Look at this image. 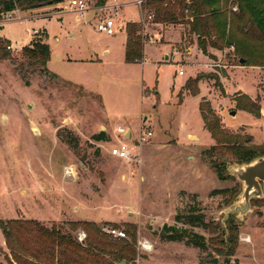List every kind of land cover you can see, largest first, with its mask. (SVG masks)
Listing matches in <instances>:
<instances>
[{
	"label": "rangeland",
	"instance_id": "obj_1",
	"mask_svg": "<svg viewBox=\"0 0 264 264\" xmlns=\"http://www.w3.org/2000/svg\"><path fill=\"white\" fill-rule=\"evenodd\" d=\"M68 1L16 9L22 16L50 14L67 8ZM87 1L90 7L102 4ZM147 10L121 9L115 36L96 30L95 13L77 21L70 9L59 12L61 17L14 22L0 30V39L18 47L10 59L0 60V222L36 220L69 232L70 222L88 218L86 205L102 214L95 222L99 226L135 225L136 247L139 241L152 245L149 253L136 248L133 264L214 263L211 249L162 241L165 225L191 229L213 243L236 234L230 264H264V198L252 199L250 210L240 214L243 184L230 171L239 164L231 163L229 154L207 153L217 143L204 121L213 115L226 132L251 136V144L264 147V51L249 41L253 53L245 52L242 36L232 28L241 47L227 42L222 50L203 51L188 25L153 21L145 30L140 27L143 61L126 63L127 24L131 19L141 24ZM33 29L39 34L33 36ZM41 37L50 46L47 65L22 54ZM198 77L199 93L193 96L185 85ZM104 124L112 135L96 142L93 137L105 132ZM118 124L131 139L114 132ZM144 130L153 137L135 149ZM121 141L140 154L142 164L111 155ZM178 215H203L218 228L178 224ZM79 232L84 231L74 235ZM5 253L0 227V264H8Z\"/></svg>",
	"mask_w": 264,
	"mask_h": 264
},
{
	"label": "trees",
	"instance_id": "obj_2",
	"mask_svg": "<svg viewBox=\"0 0 264 264\" xmlns=\"http://www.w3.org/2000/svg\"><path fill=\"white\" fill-rule=\"evenodd\" d=\"M104 5L107 0H100ZM64 0H0V15L13 11L17 5L27 9L42 5H58ZM237 5L238 10L233 11ZM148 13L155 15L154 22L166 25L186 24L190 34L198 36L199 48L206 51L207 47L222 50L224 43H236L231 31L235 29L242 37V48L247 53H253L254 48L248 43L252 41L257 48L264 51V0H148L146 3ZM185 12H190V19L184 21ZM224 18V21L221 20ZM230 19V20H229ZM230 31L227 35V28ZM141 24H127V43L125 52L126 63H139L143 61L144 44L140 35ZM7 40L0 39V60L10 59L7 49ZM22 54L34 62L47 65L51 60L50 46L47 39L38 38L32 46L24 47ZM260 66H264V61ZM201 79L188 80L185 90L193 96L198 95V83ZM211 113V111L209 110ZM212 114V113H211ZM205 115V127L216 141L217 145L207 153L224 155L229 154L234 163L244 164L256 157L264 156V147L251 144L252 137H240L226 132L221 127V121ZM96 142H107L108 136L101 132L95 135ZM226 164V161L223 162ZM221 180V172H217ZM176 223L189 225L191 228H202L215 231L218 227L206 223L203 215H189L183 219L180 215L175 218ZM112 228L119 229L116 223H109ZM70 231L65 232L60 225L48 227L36 220H11L0 222L5 244L9 254L5 253L8 264H133L137 258V227L126 225V239H116L107 232L100 230L95 222H70ZM105 228V226H104ZM83 230L87 235L85 242L80 243L74 233ZM162 241L184 242L188 246L207 251L211 249L217 258L213 264H219V258H224V264L236 253L237 235H230L228 239L213 243L203 235L191 229L178 226L165 225L160 230Z\"/></svg>",
	"mask_w": 264,
	"mask_h": 264
},
{
	"label": "built area",
	"instance_id": "obj_3",
	"mask_svg": "<svg viewBox=\"0 0 264 264\" xmlns=\"http://www.w3.org/2000/svg\"><path fill=\"white\" fill-rule=\"evenodd\" d=\"M148 0H135L132 3L128 4H121V3H105L104 5L97 6V7H90L87 0H69L68 1V7L61 8L55 13H40L36 15H26L22 16L19 14H22L18 9H15L13 11L5 12L0 15V29H3V26L6 24L14 23V22H26L33 20H38L41 18H50V17H61L64 13H59L61 11L67 12V9H70L72 13L76 14L77 21H84L86 17L87 12H93L95 13L94 20H98L99 22L96 24V30L99 33H103L107 36H115L119 30L115 28L116 25V19L120 16V11L122 8H124L127 5H133L136 7H139L140 9L145 5V3ZM233 10L236 12L238 8H233ZM155 15L153 13H147L146 19H144L141 22L142 29L145 30L153 21H154ZM32 31H28L30 34ZM39 30L33 29V36L38 35ZM7 49L9 51H15L18 49V47L15 44H8ZM179 75H184L183 71L179 72ZM119 135H126L128 132L120 127L117 130ZM130 135L129 139L132 138L131 133H128ZM153 137L152 131H142L140 134L137 135L136 141L134 144V148H139L144 143L151 140ZM111 155L127 162H134L137 164H142V158L139 153L132 150L130 146L125 144L124 142H120L119 145L114 147L111 150ZM68 174H70V171H67ZM103 231L107 232L110 236L116 238V239H126V233L122 229H116V228H104ZM87 238V235L84 232H79L77 234V239L80 243L85 242ZM140 252L142 253H149L152 251V245L147 241H139L138 246L136 247Z\"/></svg>",
	"mask_w": 264,
	"mask_h": 264
},
{
	"label": "water",
	"instance_id": "obj_4",
	"mask_svg": "<svg viewBox=\"0 0 264 264\" xmlns=\"http://www.w3.org/2000/svg\"><path fill=\"white\" fill-rule=\"evenodd\" d=\"M244 62L241 59L240 63ZM231 116L235 117L236 112H232ZM230 171L243 184L242 201L244 206L239 211L240 214L247 213L250 210L252 199L264 198V156L256 157L248 163L235 165ZM103 229L101 226L100 230L103 231Z\"/></svg>",
	"mask_w": 264,
	"mask_h": 264
},
{
	"label": "crops",
	"instance_id": "obj_5",
	"mask_svg": "<svg viewBox=\"0 0 264 264\" xmlns=\"http://www.w3.org/2000/svg\"><path fill=\"white\" fill-rule=\"evenodd\" d=\"M133 1H135V0H122V1H120V0H108L107 2L108 3H114V2H117V3H121V4H128V3H132ZM106 2V3H107ZM147 3V2H146ZM146 3H145V5H143V7L140 9L139 7H136V6H133V5H127V6H125L124 8H122V12L124 11V10H129V9H131V8H137L138 9V11H139V14H141L140 12H143L144 10H146ZM148 11V10H147ZM139 21V19H131L130 20V22L129 23H134V22H138ZM127 38H128V36H127V34H126V39H125V52H126V43H127ZM104 54L105 55H107L108 54V52L107 51H105L104 52ZM168 59H170V56L168 57L167 56V60ZM180 76H185V73H184V75H180ZM103 110H105L104 108H103ZM123 125L122 124H118L117 126H115V129H114V132H117V130H118V128H120V127H122ZM101 130H105V134L108 136V138H109V134L108 133H111L110 132V130H109V126H107L106 124H104L102 127H101ZM100 134V133H99ZM117 134H118V132H117ZM111 135H112V133H111ZM119 135V134H118ZM127 136H129L130 137V135L127 133L126 135H125V137H127ZM102 142H104V141H102ZM102 142H99V143H102ZM84 207V210L86 211V213H84V215H85V217H86V215H87V217L88 218H79V219H77L76 221H90V222H97L98 221V219L99 218H101V216L100 215H102L99 211H95V210H93L94 208H91L90 206H83ZM77 210H78V208H77ZM116 215L117 216H121L120 215V212H116ZM92 217V218H91ZM75 221V222H76ZM101 227V226H100ZM104 228V227H103Z\"/></svg>",
	"mask_w": 264,
	"mask_h": 264
}]
</instances>
